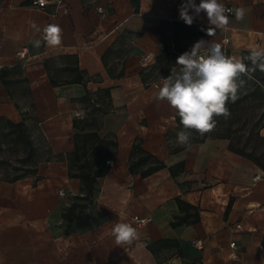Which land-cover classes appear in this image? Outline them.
I'll use <instances>...</instances> for the list:
<instances>
[{"label": "crops", "instance_id": "0c3cea01", "mask_svg": "<svg viewBox=\"0 0 264 264\" xmlns=\"http://www.w3.org/2000/svg\"><path fill=\"white\" fill-rule=\"evenodd\" d=\"M47 1L0 0V264H264V168L232 151L220 126L179 143L181 119L157 95L200 40L228 57L264 48V0H221L233 13L212 35L206 13L180 19L186 0ZM31 22L58 24L61 44ZM245 104L234 128L248 125L231 137L240 146L264 111L251 116ZM258 132L246 151L264 163ZM81 167L107 170L86 200ZM74 202L92 206L64 218ZM119 222L140 233L132 245L114 238Z\"/></svg>", "mask_w": 264, "mask_h": 264}, {"label": "clouds", "instance_id": "9594fccd", "mask_svg": "<svg viewBox=\"0 0 264 264\" xmlns=\"http://www.w3.org/2000/svg\"><path fill=\"white\" fill-rule=\"evenodd\" d=\"M194 15H189V10ZM221 0H201L199 5L193 0H186L179 10V17L185 24L191 25L201 12L206 13L209 24L207 35H212L217 28L229 24L228 13ZM243 7L235 9L237 20H243ZM31 27L36 33L43 32V41L49 46H59L62 42V29L58 24H48L41 29L35 22ZM34 47L41 46V39L32 41ZM250 60L253 67L244 62ZM180 66L178 72H172L158 88V97L166 101L181 119L183 130L177 133L178 142L187 144L191 131L203 135L216 126L214 117L227 118L229 100L238 98L239 90L244 86L242 76H250L258 67L264 71V48L256 49L248 57L237 58L225 56L222 46L215 42L200 40L190 52L181 54L176 61ZM113 235L118 244L132 245L140 238V233L130 223H115Z\"/></svg>", "mask_w": 264, "mask_h": 264}, {"label": "trees", "instance_id": "16d2710c", "mask_svg": "<svg viewBox=\"0 0 264 264\" xmlns=\"http://www.w3.org/2000/svg\"><path fill=\"white\" fill-rule=\"evenodd\" d=\"M250 54H251V52H244L242 54V58L248 57ZM244 62L248 65V67H250V68L253 67L250 60H245ZM241 78L244 79V81H245V84L242 88L244 90L246 89V91H248V90L252 89V87H254L255 88L254 91H250L249 93L247 92L245 95H241V97L236 99L234 102L229 100L227 103V108L229 110L230 115L227 118L220 116V117H214V119L216 120V126H220L219 137L230 140V149L232 151H234L235 153L240 154L242 156H246L247 158H250L256 164H258L259 166L264 168V163H263L261 157L257 156L256 153L254 152V150L251 151L250 153H248L246 151L247 147L252 144L251 142L253 139L256 138L257 142L262 141V139L259 137L258 131L261 127L264 126V111L259 116L258 120L253 125L250 126L249 136L246 138L245 143H243L240 146V144H241L240 141L234 143L233 139H231V137L233 135H236L239 131L244 130L248 125L245 122L239 128H234V125L236 124V122H238L239 119H242L244 117L245 111H247V106H245L246 101L248 99H251V103L253 104L252 100H254V101L257 100V101L261 102L264 106V91L260 87V82H263L264 78L261 75H259L256 70L254 72H252L250 74V76H242ZM244 90H243V92H244ZM250 109H253V107H251ZM216 126H215V128H216ZM236 140H237V138H236ZM257 144L259 145V143H257ZM145 160H148V158ZM162 166L163 165L161 163H158L156 161V166L149 168L145 174H150V173L158 170ZM83 169L84 168L81 167V171L78 174V176L83 181V184H84L83 186H84V189L86 190V196L85 197H77V200H84V199L86 200L89 196H92V194L95 191L96 179L99 176H102L107 172L106 169H102V170L97 171L94 175H92L91 173L85 172ZM175 169L179 170V169H181V167L176 166ZM170 170H172V168H170ZM172 171H174V170H172ZM91 206L92 205L90 203L79 204L78 202H74L71 205V207L65 211L64 218L72 219L76 215L77 212L89 209ZM187 209H192L194 211V213H196V210L192 207L187 206ZM184 222H187V220L181 219V220H179L178 223H184Z\"/></svg>", "mask_w": 264, "mask_h": 264}, {"label": "built area", "instance_id": "2783aa9c", "mask_svg": "<svg viewBox=\"0 0 264 264\" xmlns=\"http://www.w3.org/2000/svg\"><path fill=\"white\" fill-rule=\"evenodd\" d=\"M48 5V1L47 0H33L32 2V6L34 7H37L39 9H45ZM230 9L231 11L228 13V15H231L233 12H232V9L231 8H228ZM98 11L100 13H103V8L100 7L98 8ZM224 42L227 44L229 43V39L226 38L224 39ZM24 53H20L19 56H23ZM154 56L152 54H147L144 59H143V62H144V65H147L148 63L152 62L154 60ZM169 76V75H168ZM168 76H165L164 78H167ZM162 78V79H164ZM163 83V80H161V84ZM260 87L261 89L264 91V81L263 82H260ZM112 162L111 160H108L106 161V164L107 165H110ZM259 177L257 176L254 180H257ZM61 195H63V192H60ZM135 222H136V225L137 226H143V225H146L147 223H149L151 221L150 218H145V219H139V218H135L134 219ZM237 228H240V226L238 225ZM194 244L196 246H200L201 245V242L200 241H194ZM230 247L235 250L236 249V243L235 242H232L230 243ZM233 258H236V255L233 256Z\"/></svg>", "mask_w": 264, "mask_h": 264}, {"label": "rangeland", "instance_id": "374dc122", "mask_svg": "<svg viewBox=\"0 0 264 264\" xmlns=\"http://www.w3.org/2000/svg\"><path fill=\"white\" fill-rule=\"evenodd\" d=\"M254 87H252V89H250L251 91H254ZM253 101V104L251 105V107H253V109H251L250 110V115L252 116L253 115V113H256V116L258 117L259 116V114L261 113V111H262V109H263V104L261 103V102H259V101H257V100H252ZM248 113H247V111H245V114H244V116L245 115H247ZM247 117V116H246Z\"/></svg>", "mask_w": 264, "mask_h": 264}]
</instances>
